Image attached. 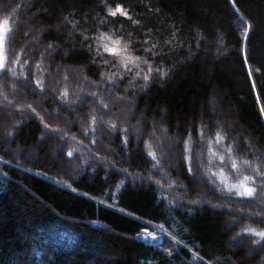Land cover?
<instances>
[{
    "label": "trees",
    "instance_id": "obj_1",
    "mask_svg": "<svg viewBox=\"0 0 264 264\" xmlns=\"http://www.w3.org/2000/svg\"><path fill=\"white\" fill-rule=\"evenodd\" d=\"M5 18L0 264H264L244 179L264 168V0H0Z\"/></svg>",
    "mask_w": 264,
    "mask_h": 264
},
{
    "label": "snow or ice",
    "instance_id": "obj_2",
    "mask_svg": "<svg viewBox=\"0 0 264 264\" xmlns=\"http://www.w3.org/2000/svg\"><path fill=\"white\" fill-rule=\"evenodd\" d=\"M110 15L115 16V12L110 13ZM9 25H10L9 19L5 18L3 20H0V48L3 47L4 37H5L6 33L11 31V28L9 27ZM123 51H126V49H124ZM104 52L113 56V57L122 58L123 61L127 62V63H125L124 70L126 72L131 70L129 67V65L131 64V60L128 56L122 54V50L120 49V41L115 40V41H110V43H108V44H105L104 45ZM98 55H99V53H98ZM3 67H4L3 63L0 62V69H3ZM8 71H10V69H8ZM156 71L159 72L161 76L166 75V73H163L159 68H157ZM113 75H115V74H113ZM152 77H153V70L151 67H149L147 69V74L142 76V79L145 83V86H151V84L153 83ZM138 78H141L139 76V74H138ZM119 79L121 81H123L124 77H120ZM108 83L111 86H116V81H114V80H109ZM103 108L105 110H107L108 105L104 104ZM106 114H107L106 111L104 113H102V115H106ZM4 118H5L4 114L0 113V121H2ZM93 119L95 120V117H93ZM47 127H48V125L45 124V128H47ZM115 127H116L115 125H112L113 129H115ZM94 131H95V129H93V132ZM124 131H127V129H124ZM200 134L203 135L202 130H201ZM191 151H192V155L190 157L185 158L184 156H182L181 160H180V166H181L184 174L187 176H192L193 171H194L192 165L195 163V150L192 149ZM71 155H72V153L69 152L68 156L71 157ZM144 155H145V153L143 152V150H141V156H144ZM146 156L149 157L150 159L144 160V163L145 164H152L153 160L155 159L153 153L147 152ZM256 160L257 161L264 160V157H257ZM185 162L187 163V167H185ZM221 162L223 163V160ZM244 164L248 168H250L252 170V172L255 174L252 177L245 176L244 177L245 181L251 180L253 183H255L256 179H259V181H260L259 187L264 188V168L259 167L258 164L254 166L253 161H250V160L244 161ZM232 168L233 169L236 168V165L234 163L232 164ZM117 171H122V170L118 169ZM239 187L242 190L238 191L236 193V195L241 197V198H251V197H253L254 192L256 191V188L247 187L243 183ZM262 210H264V202H262ZM261 223H264V221H261ZM144 231L147 232V227L144 228ZM255 235L264 237V232H258V233H255ZM253 243L255 244V243H257V241H253Z\"/></svg>",
    "mask_w": 264,
    "mask_h": 264
},
{
    "label": "rangeland",
    "instance_id": "obj_3",
    "mask_svg": "<svg viewBox=\"0 0 264 264\" xmlns=\"http://www.w3.org/2000/svg\"><path fill=\"white\" fill-rule=\"evenodd\" d=\"M27 35H25V37H26ZM28 38V37H27ZM9 96L11 97V99H13L14 100V98H12L13 96H11L10 94H9ZM8 111H9V109H7ZM9 116H11V115H9ZM12 118V123L13 122H15V120H16V117L14 118V117H11ZM43 140V144L45 143V141H46V138H44V139H42ZM8 143H10V142H8ZM42 148V145L41 146H38L37 147V150H40ZM57 149V148H56ZM52 150V152H51V155H50V159L53 161V163L54 164H56V162L55 161H57V163L58 164H60L58 161H59V154L61 153V149H63V147H61V149L58 151V150ZM9 149L7 148L6 149V151H8ZM17 157H20L19 155H16ZM29 162H30V164H34V162H36L37 161V157H36V155H35V153H32V152H30L29 153ZM63 164H61V166H62ZM167 166L168 167H170V164H167ZM64 167H65V165H64ZM70 168V167H69ZM22 172H24V170H22ZM26 173V172H25ZM60 174H61V176L62 177H66V176H70L71 177V174L69 173V172H65L64 170H61V172H59ZM54 185V184H53ZM62 186V185H61Z\"/></svg>",
    "mask_w": 264,
    "mask_h": 264
}]
</instances>
